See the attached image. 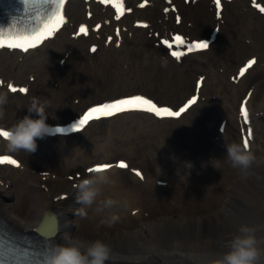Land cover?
Instances as JSON below:
<instances>
[{"label": "bare ground", "instance_id": "obj_1", "mask_svg": "<svg viewBox=\"0 0 264 264\" xmlns=\"http://www.w3.org/2000/svg\"><path fill=\"white\" fill-rule=\"evenodd\" d=\"M177 1L183 16L179 26L174 24L173 13L162 11L164 2L154 0L153 5L135 9L122 20L127 30L119 46L115 40L106 44L103 34L71 38L69 27L39 50L0 54V79L31 86L25 97L7 94L0 121L10 126L27 114L33 97L47 101L50 117L59 119L76 114L89 102L137 89L177 104L194 90L196 75L207 74L205 100L180 119L124 114L96 122L76 136L38 140L35 153H16L23 159V169L0 167V213L12 226L34 228L51 213L57 221L55 244L65 243V233L86 241L103 239L111 248L107 262L132 264H210L226 251L224 242L241 224L255 227L257 237L264 241V15L251 6L253 0H233L220 19L210 0ZM136 2L131 0L133 6ZM92 6V18L110 16L109 9ZM69 11L72 23L85 18L81 2L70 3ZM138 14L151 21L148 28L133 27ZM218 22L222 29L215 47L189 55L181 63L156 43L154 31L162 34L180 28L197 36ZM111 29L103 27L104 31ZM92 40L100 48L88 59L86 48ZM67 53L61 65L60 59ZM250 53H258L259 62L238 83L232 82L234 66ZM254 81L250 102L255 136L250 151L256 159L243 176L228 160L227 146L242 144L236 104L240 93ZM0 92L7 93L4 85ZM216 117L228 122L215 142L212 125ZM204 122L211 124L210 130H204ZM3 149L6 145L0 139V151ZM208 151L216 156L211 163L205 162ZM118 155L144 165L145 181L113 167L107 171L110 182L99 186L93 205L78 204L73 199L77 191L67 175ZM223 157L226 166L221 169L218 163L220 159L224 164ZM43 170L51 172L39 173ZM160 176L169 182L166 186L157 185ZM172 182L174 188H170ZM62 192L71 197L57 200ZM108 199L115 202L111 207L104 206ZM82 207L85 216L79 215ZM134 209L138 211L133 213ZM112 215L119 219L109 227L106 221ZM259 264H264V258Z\"/></svg>", "mask_w": 264, "mask_h": 264}, {"label": "snow or ice", "instance_id": "obj_2", "mask_svg": "<svg viewBox=\"0 0 264 264\" xmlns=\"http://www.w3.org/2000/svg\"><path fill=\"white\" fill-rule=\"evenodd\" d=\"M19 2L27 7V6H41L44 9L43 15L40 16L39 21L35 27L31 29L30 32L13 33L9 30L7 33L0 28V49H18L24 53H27L30 49H35L38 45H41L44 41L53 37L62 26L66 24V12L65 5L67 0H19ZM172 0H169L171 3ZM216 7V14L219 17L221 13V0H213ZM99 3L102 5H111L116 9V19L119 20L121 15H123V3L122 0H99ZM147 3V0H145ZM253 4L261 13H264V6L255 3L253 0ZM145 4H141L140 7H144ZM129 12L131 8L127 9ZM165 12L168 11L167 8L164 9ZM91 13H89V16ZM177 22L180 21V17H176ZM141 27L147 28V24L140 25ZM99 28V25H97ZM89 29L81 24L79 27V31L76 33L77 36L83 35L88 36ZM116 35H120V29H116ZM109 41L112 40V37L108 38ZM162 43L169 49H173L174 45L176 47L186 46L187 52L191 53L193 50H206L209 48V43L207 41H198L192 44H186L183 37L180 35H175L172 37L171 41L165 39ZM119 46V45H117ZM91 51L95 53L97 51L96 47H92ZM184 52L180 51H172L171 56L176 60H180L182 56H184ZM256 59H250L247 61V64L240 69V75L243 76L244 73L252 68L253 65L256 64ZM201 81H203V77H201ZM3 81H0V84H3ZM8 90L11 93H23L27 94L29 89L26 87L17 88L12 84L7 85ZM251 95V94H249ZM197 103V97L193 96L188 100L187 104L179 109V111H173L170 107H158L156 103L153 102L150 98H147L143 95H132L123 98H118L112 100L108 103H102L96 107L89 108L86 113L79 119L78 123L72 126L71 130L80 131L84 128L85 125L92 120H98L101 117H112L118 113H123L126 111H143L148 113H153L157 117H180L182 113H185L186 110L189 109L190 106H193ZM246 101L242 104L240 108V113L245 121V123L249 122V112L246 107ZM58 133H63L65 129L57 128L55 129ZM8 136V130L0 128V138L6 139ZM253 136V131L251 128L247 129V134L243 139L242 143L245 148H250V140ZM0 165H12L19 169L22 165L21 163L13 158L10 155H0ZM113 164L111 163H102L97 164L94 167H89L87 171L89 173H97L108 171L113 168ZM116 167L120 169L128 168V165L124 161H120ZM135 175L140 179H143L142 173L140 171H136ZM39 231V230H38ZM48 251L44 250V246H40V250L29 251L28 249L21 248L16 246L14 249H6L0 246V264H6L7 258L12 256V258L16 261L23 259L25 264H47L48 259Z\"/></svg>", "mask_w": 264, "mask_h": 264}, {"label": "clouds", "instance_id": "obj_3", "mask_svg": "<svg viewBox=\"0 0 264 264\" xmlns=\"http://www.w3.org/2000/svg\"><path fill=\"white\" fill-rule=\"evenodd\" d=\"M6 102L7 93L0 92V117L3 116L2 107ZM48 108L47 101L42 102L35 97L31 99L27 114L8 129V136L4 139L7 153H35L38 149L37 141L53 134V127L47 123L50 117ZM227 158L243 176L248 175L256 159L243 144L235 142L227 146ZM109 182L110 174L107 171L80 180L74 186L77 191L76 202L91 207L100 194L99 186ZM114 203L108 199L104 206L111 207ZM79 215H86L83 207ZM118 219L117 215H112L106 222L111 227ZM64 240V244L50 249L47 264H106L110 259L111 248L103 239L86 241L65 233ZM224 247L226 251L218 254L210 264H259L261 258H264V241L257 237L255 227L248 224L239 225L236 233L224 242Z\"/></svg>", "mask_w": 264, "mask_h": 264}, {"label": "rangeland", "instance_id": "obj_4", "mask_svg": "<svg viewBox=\"0 0 264 264\" xmlns=\"http://www.w3.org/2000/svg\"><path fill=\"white\" fill-rule=\"evenodd\" d=\"M222 162H223V160H222ZM223 166H224L223 164L222 165L221 164H218V167L221 168V169L223 168Z\"/></svg>", "mask_w": 264, "mask_h": 264}]
</instances>
